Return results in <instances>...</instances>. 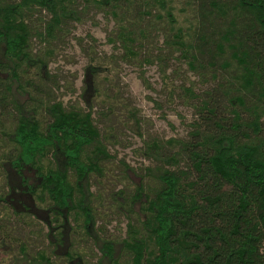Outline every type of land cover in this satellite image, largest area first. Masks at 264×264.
<instances>
[{"label":"trees","instance_id":"16d2710c","mask_svg":"<svg viewBox=\"0 0 264 264\" xmlns=\"http://www.w3.org/2000/svg\"><path fill=\"white\" fill-rule=\"evenodd\" d=\"M90 9L114 21L108 41L120 60L143 65L156 57L165 73L168 53L194 76L178 84L165 77L169 100L179 93L194 115L184 138L143 140L139 151L153 165L134 189L116 192L126 234L98 236L100 263L264 264V0H0V247L16 239L18 219L39 218L17 207L19 184L49 218L51 250L31 253L18 239L29 261L55 264V249L71 239L68 219L86 233L93 228L83 181L111 172L107 137L91 107L67 108L49 92L48 47L34 51L35 40L54 38ZM156 27L163 52L144 54L141 43ZM101 67L92 50L86 90L98 89ZM57 152L64 168L55 167ZM66 250L57 260L70 264L76 251Z\"/></svg>","mask_w":264,"mask_h":264},{"label":"rangeland","instance_id":"374dc122","mask_svg":"<svg viewBox=\"0 0 264 264\" xmlns=\"http://www.w3.org/2000/svg\"><path fill=\"white\" fill-rule=\"evenodd\" d=\"M78 9H81V6ZM86 11L81 13L79 20H70L64 25V29L59 34L56 33L54 38L46 42H34V51L48 47L45 54L51 76L47 77L49 92L67 108L75 103L84 110L91 107L95 124L106 134L108 152L111 155V172L108 176L97 182V175L91 173L83 181L87 193L85 202L93 209L96 218L93 228L86 233L71 219L65 222L66 236L69 233L71 236L66 249L76 251V256L70 264H101L99 246L102 242L99 237L114 238L117 241L125 237L128 219L123 216V211L112 203L115 197H119L117 191L129 192V189H134L140 176L141 180L142 176H145L142 170L144 172L146 166L153 165V158L139 151L143 147V140L152 138L165 141L169 138H184L194 115L192 107L183 102L178 96L179 93L176 92L173 101H170L169 89L164 85L168 75H171V80L177 84L185 82L187 77L194 79V76L186 71L184 62L164 51L167 53L165 64L168 66L164 73L160 70L162 67L156 57L154 62L143 65L138 61L120 60L118 56L121 50H116L108 41V36L115 29L114 21L94 9ZM41 17L47 20L50 15L42 11ZM162 41L163 33L156 27L146 43H141V49L144 54L149 55H153V51L163 52ZM92 50L102 65L97 72L98 89L93 92L91 86L86 90L90 81L92 83L88 71ZM54 164L57 168H64V158L60 152L56 153ZM10 173L15 178V174ZM27 179L34 189L38 180L31 171ZM15 192L16 198L20 199L17 207L27 205L39 218L30 222L18 219L16 231L13 230L15 235H12L16 239H12L11 244H3L0 247V264H37L28 260L29 254L21 253L23 250L17 246L18 239L27 244L29 252L51 250L46 235L49 228L44 221L49 219L48 214L36 198V204H32L28 187L19 184ZM66 249L61 251L65 253ZM55 251V264H68L65 257L63 260H57V255L63 253L58 249ZM111 263L114 262L102 261V264Z\"/></svg>","mask_w":264,"mask_h":264}]
</instances>
